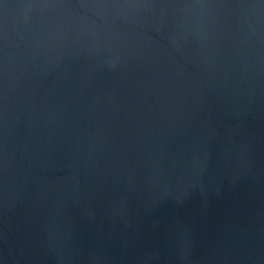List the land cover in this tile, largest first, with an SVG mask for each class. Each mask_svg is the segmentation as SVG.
I'll use <instances>...</instances> for the list:
<instances>
[{
	"label": "water",
	"instance_id": "95a60500",
	"mask_svg": "<svg viewBox=\"0 0 264 264\" xmlns=\"http://www.w3.org/2000/svg\"><path fill=\"white\" fill-rule=\"evenodd\" d=\"M0 264H264V0H0Z\"/></svg>",
	"mask_w": 264,
	"mask_h": 264
}]
</instances>
